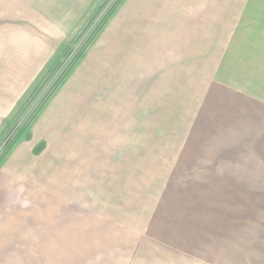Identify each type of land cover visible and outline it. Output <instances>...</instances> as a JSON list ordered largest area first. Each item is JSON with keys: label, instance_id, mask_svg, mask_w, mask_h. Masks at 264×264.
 <instances>
[{"label": "rangeland", "instance_id": "374dc122", "mask_svg": "<svg viewBox=\"0 0 264 264\" xmlns=\"http://www.w3.org/2000/svg\"><path fill=\"white\" fill-rule=\"evenodd\" d=\"M115 1L104 0L62 45L59 69L14 126ZM123 1L100 46L89 54L104 27L74 67L69 104H59L72 105L62 109L64 130L73 125L68 117L83 119L79 105L85 117L103 114L100 124L83 119L95 123L85 125V146L21 161L0 188V264H264V6L256 15L246 7L249 17L228 42L209 39V59L197 63L208 68L192 70L181 60L183 38L152 33L153 13L125 31L129 43L117 36L143 13L139 0Z\"/></svg>", "mask_w": 264, "mask_h": 264}, {"label": "crops", "instance_id": "0c3cea01", "mask_svg": "<svg viewBox=\"0 0 264 264\" xmlns=\"http://www.w3.org/2000/svg\"><path fill=\"white\" fill-rule=\"evenodd\" d=\"M96 1L0 0V130L30 92L38 77L58 54L62 45L73 36L88 17ZM139 1L140 11L143 13H140L139 18L132 17L124 31L118 30L117 36L123 37L122 39L129 43L132 37L126 35L125 38V31L135 32V27L144 23L146 18L150 17L148 14L153 13L150 21L153 27L152 33L159 32L161 35L166 29L165 37L174 33L176 37L183 38L187 47L180 46V51L188 53V56L184 55L181 60L194 63L190 66L192 70L208 68V66H198L197 63L208 61L209 39L214 40L215 43L228 42L227 39L233 38L235 29H238V21L249 17L246 7L256 15V7L264 6V0ZM123 2L124 6L129 7L132 6L133 0ZM118 9L104 26L100 37L89 47V54L100 46L104 32L114 26ZM141 17L144 21H141ZM120 28H125L124 24ZM143 36V44H146L148 35L145 33ZM218 54L219 57L216 59L220 58L225 62L224 55ZM89 58L90 56L87 55L85 61ZM75 68L31 124L28 136L11 150L0 166V188L5 179L10 180L22 171V165L19 164L21 161L27 166L28 161L46 160L59 150L65 152L73 151L76 146L81 148L82 146L78 144L85 146L84 135L88 134L85 125H94L95 120L96 126L100 124L103 114L97 111L96 115L85 117V107L79 105L80 116L84 120L90 117L94 121H85L83 125V119L76 121L73 117H68L73 125L68 130H64V123H61L60 118L65 112L62 109L70 108L72 105L59 106V104L63 102L69 104L71 97L66 96V89L69 86L67 83L70 82L69 77L77 72L78 69L75 71ZM71 101L75 102V100ZM74 115H77V112ZM65 119L64 115V121ZM76 122L81 126L77 127ZM36 147L40 148V152L36 153Z\"/></svg>", "mask_w": 264, "mask_h": 264}, {"label": "trees", "instance_id": "16d2710c", "mask_svg": "<svg viewBox=\"0 0 264 264\" xmlns=\"http://www.w3.org/2000/svg\"><path fill=\"white\" fill-rule=\"evenodd\" d=\"M104 0H97L94 4L92 11L88 15V17L85 18V20L82 22V24L78 27V29L75 31L73 36L70 38V42H73L79 32L84 29L85 25L88 22V19H90V16L94 15L98 9L102 6ZM123 0H116L114 4L110 7V9L106 12L103 19L100 21L97 28L93 31L90 38L80 46V48L77 50V52L74 54L72 59L67 63V66L64 68V70L60 73V75L56 78L54 83L51 85L49 90L46 92V94L43 96V98L38 102L36 107L32 110L31 114L28 116V118L19 126H14L15 122L17 121L16 117L20 113V111L23 109L24 106L27 105V103L30 101V99L36 94L37 90L40 88L39 85L43 83L50 75H52L53 72H55L57 69H59V66L62 63V58L67 52V47L64 46L62 49L58 52V54L55 56V58L52 60V62L49 64V66L46 68L45 72L42 75V78L39 80L38 84H35L30 92L26 95L24 100L20 103L15 113L10 117L8 121H6L5 126L0 130V144L2 142H6L2 149V153L0 155V165L3 164L7 154L11 152V150L26 136H28V131L30 129L31 124L34 122L38 114L43 110V108L46 106V104L49 102V100L53 97V95L56 93V91L59 89V87L63 84V82L66 80L67 76L71 73L72 69L76 66V64L79 62V60L82 58V56L85 53V50L92 44V41L95 38V35L105 26L107 21L112 17L117 7L120 5V3ZM16 127L15 132L8 138V133L10 131H13V128ZM7 135V136H6Z\"/></svg>", "mask_w": 264, "mask_h": 264}]
</instances>
